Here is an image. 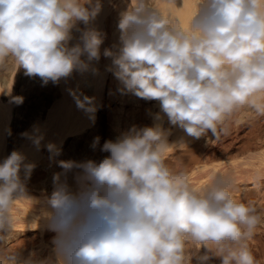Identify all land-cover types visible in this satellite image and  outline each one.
I'll return each instance as SVG.
<instances>
[{"label": "clouds", "instance_id": "clouds-1", "mask_svg": "<svg viewBox=\"0 0 264 264\" xmlns=\"http://www.w3.org/2000/svg\"><path fill=\"white\" fill-rule=\"evenodd\" d=\"M101 10V0H0V65L11 59L45 85L88 71L105 40L90 26ZM117 27L118 50L103 51L110 70L122 91L158 101L160 112L152 126L105 141L109 155L99 163L59 162L45 217L58 264H257L248 242L264 215L235 199L226 181L196 189L186 172L169 167L171 130L160 121L166 116L198 140L228 135L226 122L240 110L264 117V0H200L188 29L150 0H129ZM33 168L15 150L0 162V241L16 231L12 209L29 198ZM73 169L76 191L61 179ZM0 264H18L17 257L9 252Z\"/></svg>", "mask_w": 264, "mask_h": 264}, {"label": "bare ground", "instance_id": "bare-ground-1", "mask_svg": "<svg viewBox=\"0 0 264 264\" xmlns=\"http://www.w3.org/2000/svg\"><path fill=\"white\" fill-rule=\"evenodd\" d=\"M128 3L129 0H101L102 10L90 26L103 32L105 40L100 60L93 61L86 72L77 71L59 83L49 81L45 85L39 77H29L23 68L17 69L11 59L0 65V162L15 150L25 156V163L34 165L25 181L29 198L14 204L16 231L9 241H0V258L12 252L18 264L25 260H31L32 264H58L52 243L56 233L49 229L45 217L50 211L46 198L53 191V176L63 172L59 162L99 163L109 155L101 151L105 141H115L134 125L142 128L156 122L159 102L122 91V84L110 70L112 59L103 56L105 48L118 50L119 14ZM150 3L166 18L188 29L200 0H150ZM79 28L85 26L80 24ZM79 36L80 32L74 31L71 43H77ZM85 97L91 103L82 106L80 102ZM160 123L171 130L168 138L171 146L166 153L169 167L186 172L196 189L214 179L226 181L232 186L235 199L255 205L264 215V117H256L247 109L240 110L226 122L228 135L214 138L208 133L198 140L171 126L166 116ZM36 137L41 138L38 145L34 143ZM50 144L58 151L50 152ZM217 155L226 156V160L213 165L210 162ZM79 172L73 169L61 177L73 191L78 188L75 176ZM20 175L23 180V170ZM248 243L257 264H264V224ZM202 254L203 249L198 255ZM193 264H198L196 258ZM207 264L221 262L212 258Z\"/></svg>", "mask_w": 264, "mask_h": 264}, {"label": "rangeland", "instance_id": "rangeland-1", "mask_svg": "<svg viewBox=\"0 0 264 264\" xmlns=\"http://www.w3.org/2000/svg\"><path fill=\"white\" fill-rule=\"evenodd\" d=\"M222 156H223V157H222ZM222 156H219V155L216 156V157L219 159V163H216V162L218 161L216 157H215V160H217V161L214 160V161H212V162H210V163H212L213 165H217V164L219 165V164H221V162L223 161V160L220 161L221 159H224V158H225V160H226V156H225V157H224V155H222ZM225 160H224V161H225ZM229 160H231V159H229ZM224 161H223V162H224ZM207 164H208V163H207ZM212 164H211V165H212ZM187 175H188V174H187Z\"/></svg>", "mask_w": 264, "mask_h": 264}]
</instances>
